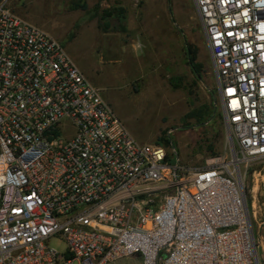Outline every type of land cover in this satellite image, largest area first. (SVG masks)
<instances>
[{
	"label": "built area",
	"instance_id": "built-area-1",
	"mask_svg": "<svg viewBox=\"0 0 264 264\" xmlns=\"http://www.w3.org/2000/svg\"><path fill=\"white\" fill-rule=\"evenodd\" d=\"M194 3L230 134L199 168L134 138L64 45L0 0V264H260L264 0Z\"/></svg>",
	"mask_w": 264,
	"mask_h": 264
},
{
	"label": "rangeland",
	"instance_id": "rangeland-1",
	"mask_svg": "<svg viewBox=\"0 0 264 264\" xmlns=\"http://www.w3.org/2000/svg\"><path fill=\"white\" fill-rule=\"evenodd\" d=\"M79 1L88 8H74ZM11 5L64 45L139 142L169 152L175 147L188 168L204 167L214 156L230 152L225 119L217 115L222 107L211 52L194 0H11ZM114 8L126 10V30L116 15L103 17ZM190 45L197 47V61L204 65L199 75L190 62ZM203 104L214 108V118L203 125L185 119ZM170 160L176 164L177 156L171 154ZM253 219L264 264L263 211ZM49 244L66 247L60 237ZM104 264L143 262L134 254Z\"/></svg>",
	"mask_w": 264,
	"mask_h": 264
},
{
	"label": "trees",
	"instance_id": "trees-1",
	"mask_svg": "<svg viewBox=\"0 0 264 264\" xmlns=\"http://www.w3.org/2000/svg\"><path fill=\"white\" fill-rule=\"evenodd\" d=\"M73 7L74 8H82L85 10L88 8V4L80 3V1H79V2H76ZM97 7H99V6H97ZM98 14H99V12L97 11L96 15H98ZM115 15L118 17V20L121 23H123V30H126V25H124V22L127 19V14H126V10H124L123 8H121V9L114 8L112 10L111 9L107 10L106 15H103V17H111V16H115ZM188 51H189V55H190L189 56L190 62L193 66V69H194L195 73H197L199 75V73L202 70V68L204 67V65H203V63L197 61L198 49L195 45H190ZM217 115L224 117L222 110L219 113H217ZM215 116H216V114H215L214 108L210 107L207 104H203L199 107L193 108L190 112H188L185 115V119L194 118L196 121H198L200 124L203 125V124H206L209 120H211ZM208 147L212 153H215L213 142L210 141Z\"/></svg>",
	"mask_w": 264,
	"mask_h": 264
},
{
	"label": "crops",
	"instance_id": "crops-1",
	"mask_svg": "<svg viewBox=\"0 0 264 264\" xmlns=\"http://www.w3.org/2000/svg\"><path fill=\"white\" fill-rule=\"evenodd\" d=\"M85 74V73H84ZM88 78V77H87ZM90 80V79H89ZM91 82V81H90ZM93 84V83H92Z\"/></svg>",
	"mask_w": 264,
	"mask_h": 264
}]
</instances>
